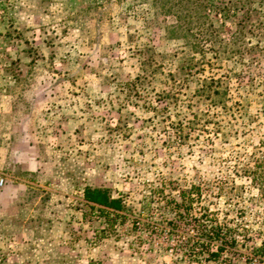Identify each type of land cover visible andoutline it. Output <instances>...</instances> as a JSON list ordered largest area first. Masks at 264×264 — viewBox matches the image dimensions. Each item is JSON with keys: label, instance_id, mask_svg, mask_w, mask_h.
<instances>
[{"label": "rangeland", "instance_id": "1", "mask_svg": "<svg viewBox=\"0 0 264 264\" xmlns=\"http://www.w3.org/2000/svg\"><path fill=\"white\" fill-rule=\"evenodd\" d=\"M209 1L243 56L193 53L167 1L0 0V264H264V0Z\"/></svg>", "mask_w": 264, "mask_h": 264}, {"label": "trees", "instance_id": "2", "mask_svg": "<svg viewBox=\"0 0 264 264\" xmlns=\"http://www.w3.org/2000/svg\"><path fill=\"white\" fill-rule=\"evenodd\" d=\"M149 1V0H148ZM156 5L160 1L170 2L171 5L179 7L180 12L174 14L175 23L170 25L168 28V34L172 37H179L184 40L191 48L192 52L195 54L205 55L206 52H213L216 55L223 56L225 59L233 58L238 55L239 57L243 56L244 50L239 51L234 46L239 44L240 47L246 49L245 41L235 40L236 36L231 39V42L228 44H221L218 40V30L213 27V25L209 22H206L203 17L204 9L206 5H216L214 2H210L209 0H152ZM246 0H239L237 4H234V7L243 9L245 7ZM230 4V3H228ZM215 9L223 10V7H216ZM203 18V20H202ZM239 26V34L242 35V31L245 28V25H242L241 22L237 23ZM221 54V55H220ZM205 87H208L211 90V104L214 107L225 108V102L222 98V92L219 89V83L212 80L208 84L206 83ZM199 188L196 186H192L189 191L182 192L181 198L183 199V203L191 202L195 194H199ZM84 200L88 203L94 204L96 206L102 207L105 210H111L114 217H121L119 212L124 209L122 200L120 198H112L110 192L106 188H91L86 187L83 191ZM176 205V204H175ZM178 206V204H177ZM182 206V205H181ZM92 209L94 206L91 207ZM99 210V209H98ZM99 210V215L105 218V221H109L108 215H112L109 211ZM207 218V217H205ZM220 223L212 224V226L218 227ZM202 226L201 236L198 238L197 242L200 244L199 247H195L196 249L191 250L193 247L191 243H189V258L193 260H198V257L203 256L205 253L207 254L206 260L216 261L220 258L223 252V247L216 246L215 252H209L205 247H212L214 243L218 242V238H210L207 236V231L205 227L207 225ZM222 244L223 241H220ZM196 243V242H195ZM197 244V243H196ZM204 246V247H203ZM260 259H264V246L258 248L257 250Z\"/></svg>", "mask_w": 264, "mask_h": 264}, {"label": "crops", "instance_id": "3", "mask_svg": "<svg viewBox=\"0 0 264 264\" xmlns=\"http://www.w3.org/2000/svg\"><path fill=\"white\" fill-rule=\"evenodd\" d=\"M86 188V187H85ZM84 188V189H85ZM94 188H101V187H94ZM84 189L82 190V192L81 193H79V197H80V200L84 203V204H86L87 206H89L90 208L92 207V206H94V208H96V209H93V210H95V211H98L99 212V210H105V209H103L102 207H99V206H96V205H94V204H91V203H88V202H86L85 200H84V197H83V191H84ZM112 197V196H111ZM113 198V197H112ZM92 209V208H91ZM99 209V210H98ZM105 211H107V210H105ZM108 211H111V210H108ZM107 211V212H108ZM112 212V211H111ZM110 212V213H111ZM112 214V213H111Z\"/></svg>", "mask_w": 264, "mask_h": 264}, {"label": "built area", "instance_id": "4", "mask_svg": "<svg viewBox=\"0 0 264 264\" xmlns=\"http://www.w3.org/2000/svg\"><path fill=\"white\" fill-rule=\"evenodd\" d=\"M3 184V180H0V185H2Z\"/></svg>", "mask_w": 264, "mask_h": 264}]
</instances>
